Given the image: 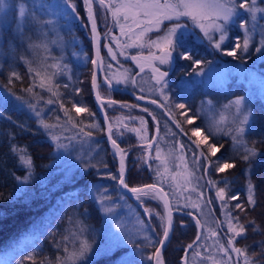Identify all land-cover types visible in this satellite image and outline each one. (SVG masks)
Segmentation results:
<instances>
[{
    "label": "trees",
    "instance_id": "1",
    "mask_svg": "<svg viewBox=\"0 0 264 264\" xmlns=\"http://www.w3.org/2000/svg\"><path fill=\"white\" fill-rule=\"evenodd\" d=\"M63 1L66 4L69 2V0ZM70 2L76 5V12L72 9L61 12L56 4L58 0H12L7 7L10 9L9 15L0 20V36L3 38L0 37V264H21V262L31 264V261L25 259L27 256H34L36 264L46 262V258L55 264L56 257L64 255L65 244L69 248L73 246L71 234L81 227L85 229L82 236L90 243L91 250L87 259L80 264H116L117 262V264H155V261L149 260L148 257L157 247L156 242L161 237L162 229L157 227L153 233L150 226L146 229L142 226L151 236L152 243L143 242L144 239L139 238L138 233L135 235V240L129 243L118 241L111 243L105 214L102 211L103 205L106 206L108 203L103 202L100 205L94 199L99 194L98 191L102 190L100 194L110 201L109 205L116 206V216H120L121 207L128 206L138 216L139 221L146 223L144 225L159 224L158 217L149 220L144 212L145 207L154 208L163 214L160 201L149 197L137 200L135 195L128 197L119 190L118 178L111 179L112 176L118 177V165L110 151V146L105 141L104 128L98 120L90 92L92 57L85 6L83 0H70ZM17 3L25 6V15L19 22L15 21ZM257 7L264 8V0H257ZM95 10L96 7L93 6L94 13ZM240 11L242 17L249 19L247 13ZM255 22L264 24V13H257ZM107 30V27L103 29L97 25L102 77L99 76L96 80L99 85L96 90L99 91L101 98L107 100L103 102L102 109L106 111L104 114L107 113L105 116L108 125L111 124L113 127L112 138L116 139L120 148L124 150L125 182L130 188L152 184L157 182L155 172L149 169L144 161L148 160L153 164V168L155 167L156 162L148 156L151 152L154 157L155 148L148 149L147 141L156 137L155 143H159L161 147L178 141L187 144L189 141L175 127L173 116L179 119L178 115H173L170 109L151 103L153 99L160 102L157 98L148 96L144 89H137L134 83L130 84L131 87L125 88L121 82H116L123 74H128L132 82L134 75L144 74L147 68L141 72L140 67L137 68L134 61L127 57L128 55L121 54L116 55V61L119 60L117 63H111L105 49L101 47L104 44L101 35L104 31L107 34L109 32ZM116 32L113 27V36L117 35ZM262 38H264V27L260 31H253L247 53L249 57L247 62L258 71L264 70V53H257L254 48L260 46ZM187 44H190L189 50L202 49L204 52H214L204 40L202 43L191 40ZM44 45L47 47L45 48ZM35 58L37 62L45 60L47 64L57 63L60 60L61 65L68 66L65 74L56 75L55 82L60 85L59 92L64 108L69 109L71 117L76 114L73 120L78 126L73 127L72 123L67 122L68 117L65 116L59 102L46 103L49 98L55 99L51 93L38 86L34 89V93L39 95L34 96L25 91L33 83L34 76L28 70V61H35ZM188 63L189 61L185 60H174L171 69L182 74L189 68ZM109 65H112L114 70H109ZM32 66L35 67L36 64ZM13 71L18 73L21 79H13L12 83H9ZM53 71L57 70L49 69V72ZM106 78L112 79L113 89H109L104 83ZM170 83L173 84L171 81ZM65 84L68 85L67 88L63 87ZM243 89L244 84L233 76L220 86L195 84L187 90L181 89L180 92H175V97L179 103H185L192 109L199 103L207 105L209 100L218 107L230 98L242 94ZM139 95L144 99H138ZM16 96L22 97L23 101L16 100ZM41 96L43 99H40ZM109 100H114L116 103L109 105ZM77 101L78 106L81 104L87 107L88 112L77 114L72 108V103ZM249 102L257 118L254 130L246 133L245 136L249 146L254 143L258 150V156L250 161L253 166L252 174L249 173L248 168L250 162L235 156L236 167L225 173L212 172L210 176L213 180L227 179L230 182L229 194H236L239 197V201H231L230 206L237 202L244 204L248 208V215L242 222L247 224L248 220H255V226L261 229L259 233H253L252 227H249L246 238L239 240L236 245L251 246L249 255L252 256L254 252L253 258L258 259L262 250L260 242L264 241V95H252ZM29 103L35 104L41 111L40 118L56 126L52 132L60 137L59 143L64 147H57V142L53 141L48 131L38 125L37 121L40 118L36 117L28 107ZM144 108L149 111L144 112ZM113 118L118 119L115 125ZM140 118L146 121L143 125L146 130L145 140L138 138L129 128L133 122L141 123ZM201 122V119L196 120L194 127ZM93 124H98L99 127H90ZM81 128L85 132L90 131L92 135L90 137L83 136L82 133L78 135ZM173 132L176 133L175 137L171 134ZM73 137L76 138L72 139ZM221 143L224 147L217 153V157L222 154L233 156L231 138L219 137L217 146ZM12 144L26 147L33 159V169L27 183H23V178L28 175V169L21 167L18 158L10 151ZM176 146L178 148V143ZM104 169L108 171V175H102ZM197 175L203 173L197 172ZM17 177L20 179L18 180ZM208 178L206 176L200 180V184L204 185ZM249 180L254 186L257 200L254 209L247 206ZM163 187L165 191H169L167 183ZM204 193L206 197H212L214 200L213 204L206 207L201 203V209L205 212L204 217H208L206 220L203 219L201 210L183 207L185 203L183 199L180 200L179 205L172 201L173 209L179 207L181 212L173 211L175 227L170 233L169 241L162 249L165 264H182L184 249L195 240L197 233L203 232L207 235V228L214 227L213 219H224L220 201L215 199V188L205 186ZM187 195L188 193H185V196ZM118 197L123 198V202L120 203L121 199ZM195 197L196 194L192 193L193 200ZM169 200L171 201V194ZM187 212L194 213L202 223L207 221L206 227L198 228L193 217L186 215ZM181 220L186 227H180ZM64 236H68L69 240L64 241L62 239ZM204 243L212 244V240L200 241V244ZM57 245L60 247L57 248ZM198 250L204 251L198 245L188 253L189 264H200L199 258H194L192 255V252ZM20 252L26 254L15 256Z\"/></svg>",
    "mask_w": 264,
    "mask_h": 264
},
{
    "label": "snow or ice",
    "instance_id": "2",
    "mask_svg": "<svg viewBox=\"0 0 264 264\" xmlns=\"http://www.w3.org/2000/svg\"><path fill=\"white\" fill-rule=\"evenodd\" d=\"M98 3L101 7L111 12L114 22L120 27L121 35L126 36L130 41V43H125L123 47H134L142 50L140 54L131 56V59L137 62L141 72L145 70V67L151 69V79L155 81L156 85L160 86L157 90L165 102L170 100V97L164 91L168 87L166 77H168L169 72L161 70L158 65L171 66L177 58L191 61L196 66L202 63L200 59L194 58L190 50L185 46L186 32L189 28L193 30L199 29V32L203 34V38L216 51H220L226 56L237 58L238 53L247 54L249 52L251 35L248 29V20L242 17L240 10L247 13L252 21H256L257 13H264V8L257 7V0H107V2L106 0H98ZM83 4L87 9L88 20L91 22L92 38L96 42L97 57H99L100 43L99 34L97 33L96 14L93 12V0H83ZM6 6V0H0V7ZM68 6L71 7L73 12H76V5L71 3L70 0ZM20 15L22 17L25 15V6L23 4L20 6ZM121 21H124V23ZM233 23L243 29L245 35L242 42L237 38L234 44L225 46L226 41L230 39V25ZM255 28L256 24H253L252 30L254 31ZM150 33L155 34V39L149 36ZM145 37H148V39L145 40ZM113 40L116 41L117 47L121 46L116 37H113ZM106 46L112 58L116 59V54L112 47L110 45ZM44 47L46 48L47 46L44 45ZM144 49H147V55L143 54ZM254 51L264 53V38L260 41V46L254 48ZM28 63V70L34 76L33 83L25 91L34 96L39 95L34 93V89L38 86L40 89L51 93V96L55 97V99L49 98L46 103L59 102L65 112V116L68 117L67 122L72 123L73 127L78 126L69 115V109L64 108L61 93L59 92L60 85L55 82L56 75L58 73L65 74L68 66L61 65L59 62L47 64L45 60H40L39 62L28 61ZM34 63L36 64L35 67L32 66ZM92 63L96 65L98 61L92 60ZM49 69H56L57 71L49 72ZM13 79H21V77L13 71L10 74L9 83H12ZM128 79L129 77L124 75L123 80H117L116 82H127ZM37 80L39 81L38 84ZM106 83L108 88L111 89L112 79L106 78ZM132 83H135L134 79ZM92 85L93 88H99L95 75L93 76ZM63 87L67 88L68 85L65 84ZM96 98L98 101L102 100L99 91L96 93ZM137 98L144 99L143 96ZM15 99L23 101V98L19 96H16ZM40 99H43V97L41 96ZM115 103L116 101L114 100L108 101L109 105ZM151 103L158 104L159 107L166 109L171 107L169 104L160 103L155 99L151 100ZM78 105V101L72 103V108L75 109L77 114L88 112L87 107ZM122 106L128 107V105ZM28 107L34 112L36 117H41V111L37 109L35 104L29 103ZM101 107H103V103H101ZM131 107H138V105H131ZM174 107L180 110L178 115L184 118L183 124L193 125L198 119H201L202 122L191 129V136L188 137L189 142L187 144L178 141L165 149L159 143H155L156 137L147 141L148 149L155 148L154 157H152L151 152L148 153V156L156 162L155 167L153 168V164L149 163L148 160L144 161V163L148 164L149 169L155 172L157 182L152 184L130 188L125 182L124 150L120 148L116 139L112 138L111 124L108 127L109 139L117 152L121 154L119 177L112 176L111 179L118 178L120 185L135 194L137 200H141L142 197H149L152 200L163 202L164 214L154 208H144L149 220L154 217L159 218L158 225H144L143 221H139L143 228L150 226L153 232L156 231L157 227L162 229V238L156 242L159 246L155 248L148 259L154 260L155 264H165L162 258V249L169 241L170 233L173 232L175 227L172 201L179 205L180 200L183 199L185 201L183 207H193L203 212L201 203L205 207L214 203L213 198L206 197L204 193L205 186H209L210 188H215V199L220 201L221 214L224 219H213L214 227L207 228V235L203 232L197 233L195 240L184 249L183 264H189L188 253L198 245L204 251H194L192 255L194 258H199L200 264H264V241L260 242L262 250L258 259L253 258L255 256L254 252L252 256L249 255L251 246H236L239 240L246 238L249 227H252L253 233H259L261 229L255 226V220H248L247 224L242 222L248 215V208L244 204L237 202L230 206L231 201H239V197L236 194H229L230 182L227 179L221 181L213 180L210 176L212 172L225 173L227 170L236 167L235 156L249 162L258 156V150L254 143L249 146L245 138L246 133L254 130L257 118L253 110L246 107L245 97L243 96L236 97L224 106V109L228 112L233 108L235 109V113L230 120L224 111L217 112L210 100L207 101V108L203 110H193L185 103H174ZM143 111L148 112L149 110L144 108ZM201 111H203V117H201ZM140 120L142 125L146 124L143 118H140ZM173 120L175 127L179 129L180 133L188 136L181 121L174 116ZM37 123L41 128L48 131L53 141L57 142V147H64V145L59 143L60 137L52 132V129L56 127L55 125L48 123L43 118L38 119ZM90 127L98 128L99 125L93 124ZM131 131L136 132L137 135L141 133L140 128H134ZM81 133L87 137L92 135L90 131L85 132L83 128L80 129L78 135ZM171 134L173 137L176 136L174 132ZM223 136L231 138L233 156H224L222 154L217 157V153L224 147L222 143L217 146L218 138ZM192 137H197V139L193 140ZM75 138L73 137L72 139ZM140 138L141 140L146 139L144 136H140ZM177 143L178 148L176 146ZM10 151L18 158L20 166L28 169V175L23 178V183H27L33 169V159L28 149L12 144ZM213 157H216V159H212ZM252 167L250 162L248 165L250 174H252ZM197 172H202L203 175H197ZM206 176L209 178L205 181V184H200V180ZM17 179L19 180L20 178L17 177ZM165 183L168 184L169 191H165L163 187ZM220 184L224 186L220 187ZM185 193H188V195L185 196ZM192 193L196 194L195 200L192 198ZM247 193V206L254 209L257 205V200L254 186L250 180L247 185ZM170 194L171 201L169 200ZM175 210L180 211V208L177 207ZM105 211H111V209L106 208ZM186 215L193 217L198 228L206 227L207 221L202 223L194 213L187 212ZM117 227H120V225L118 224ZM180 227H186L183 220L180 221ZM84 231L85 229L81 227L78 231L71 234L73 246L69 248L65 244L63 247L64 255L57 256L55 264H80L81 261L87 259L91 245L86 238H83L82 234ZM62 239L68 241L69 237L64 236ZM209 239L212 240V244H200L201 240L207 241ZM148 243H152V241L148 239ZM59 247L60 245H57V248ZM25 259L31 261V264H36L34 256H27ZM41 264H52V262L46 258V262L42 261Z\"/></svg>",
    "mask_w": 264,
    "mask_h": 264
},
{
    "label": "rangeland",
    "instance_id": "3",
    "mask_svg": "<svg viewBox=\"0 0 264 264\" xmlns=\"http://www.w3.org/2000/svg\"><path fill=\"white\" fill-rule=\"evenodd\" d=\"M9 2H12V0H6L7 6L6 7H0V20L5 18L7 15H9L10 9L7 8L9 5ZM106 2H107V0H106ZM56 4H58L59 9L63 13L66 12L67 10L71 9V7H69L68 4L64 3L63 0H58V3H56ZM20 6H21V3H17V12H16V16H15L16 22H19L22 18V16L20 15ZM93 6L96 7L95 14H96V19H97V25H99L103 29L104 28L106 29V27H107V29H108L107 31H109V32H107V34H105V31H104L103 32L104 35H101V38L103 39V42H104V44L101 45V47L103 46V49H105V52L108 54L107 56L110 58L111 63H114V62L117 63L119 60L116 61L117 58L116 59L112 58V56L108 52V47L106 45H110L117 56H120V54L123 53L121 55H126V56L128 55L127 57H129L131 59V56L140 54L142 50L139 48H134V47L125 48V47H123V45L125 43H130V41L128 40V38L126 36L121 35L120 27L114 22L113 17L111 15V12L108 9L101 7L98 3V0H93ZM248 18H249V19H247L248 20V29H249L250 34H252V32H253V30H252L253 24H256V28L254 31H260L263 29L264 24H259V23L257 24L255 21H252L249 16H248ZM121 22L124 23V21H121ZM113 27H115V29L117 30L116 36H113V33H112ZM237 28H239V27L235 23L230 25V33H229L230 39L228 41H226L225 46H231L232 44L235 43L237 38H239L242 42L243 37L245 35L244 30L241 28H239V29H237ZM149 36L151 38L155 39V34L150 33ZM217 36H218V34H217ZM113 37H116L119 40L120 45H121L120 47H117V43L115 40H113ZM147 39H148V37H145V40H147ZM191 40L197 41L200 43H202V40H204L208 44V47H210V49L212 48L211 45L209 44V42L203 38V34L199 32V29L193 30V29L189 28L187 30V32H186V45H185V46H187V49H189L188 46H190V44H187V42L191 41ZM201 46L203 47V45H201ZM123 48H124V50H123ZM153 51H155V49H153ZM190 52L192 53L194 58L200 59L202 61V63L199 66H196V65H193L191 61H189V63H188L189 68L187 70L183 71L182 74L176 72L177 70L173 71L171 69L172 65L171 66H169V65H158L161 68V70L169 72L168 77H166V80L168 82V87L164 89L165 93L170 97L169 101L165 102L163 100V97L159 94V91L157 89H159L160 86L156 85L155 81L151 79L152 73H151V69L148 67H145V68H147V70L145 72H143L144 74L138 73V74L133 76L134 80H135L134 84L136 85V88L138 87L137 89H144V91L147 93L148 96H154L161 103L169 104L171 107L168 108L167 110L170 109L174 113L173 115H178L180 110L175 109V107H174V103H179L178 99H176V97H175L176 96L175 92H177V91L180 92L181 89L187 90V89H189V87H191L195 84L196 85L212 84L213 86H220L227 79L234 76V78L237 79V81H241L244 84V89H243L242 94L230 98L222 106L215 107V110L217 112L224 111L229 120L232 118V115L235 113L234 108L231 109L230 112H228L227 110L224 109V106L227 105L229 103V101L235 99L236 97L243 96V97H245L246 107L250 108L249 98L252 95H255V94L256 95H264V70L263 71L262 70L261 71L254 70L250 66V63L247 62L249 59L247 54L238 53V57L233 58L231 56H226L222 52L216 51L215 49H214L213 53L212 52H204L202 49H200V50L194 49V50H190ZM125 53H127V54H125ZM143 54L147 55V49L143 50ZM208 56H210V57H208ZM175 60L180 61L182 59L177 58ZM59 62H61V61L59 60ZM134 63L136 64L135 66L138 68L139 65L137 64V62L134 61ZM112 65H111V67L108 68L109 70H112V69L114 70V68H112ZM183 65H185V62H183ZM108 73H110V72H108ZM123 76H124V74L121 75L119 80H123ZM127 76L129 77L128 74H127ZM130 79H131V77H129L127 82H121V85H123V87H125V88L131 87L130 84H132V82ZM170 81L173 82V84H171ZM104 83L107 86V83L105 81H104ZM112 89H113V87H112ZM206 108H207V105H205V103H202V105L199 103L196 106H194L193 110H203ZM201 116H203V111H201ZM125 117H129V116H125ZM177 117H179L180 121H182L181 123H183L184 118L180 117L179 115ZM113 120H115V119L113 118ZM116 122H118V119L115 120L113 122V124ZM183 127L186 130V132L188 133V136H185V137L188 138L189 136H191V129L194 127V125L183 124ZM129 128L130 129L140 128L141 129L140 135H137L136 132H133V131H131V132L134 135H136L138 138H140V136L146 137V130L141 123L138 124V121L133 122ZM192 139L195 140V139H197V137H192ZM170 146L171 145H168V146H165L162 148L167 149ZM111 147H112L111 149L114 151L115 148L113 147L112 144H111ZM153 154L155 156V150L153 151ZM212 159H216V157H213ZM190 166H191V163H190ZM118 172H119V169H118ZM106 174L108 175V171L105 169L102 170V175H106ZM213 174H215V172H213ZM118 176H119V174H118ZM98 192H99V194H97L94 199H96V201L99 202L100 205L103 202L108 203V205H106V206L103 205L102 211L105 214L106 224L108 227L109 240L111 243L116 242V241L121 242V243H129V242L135 240L136 233H138L137 236L139 238L144 239L143 242H147L148 239H151V236L146 233V230H143L141 223H139L138 216H136L135 213L132 212L131 207H128V206H127V208L121 207L120 216H116V214H117V210H115L116 206L112 205V204L109 205L110 201L107 200L104 195L100 194V193H102V190H100ZM118 198L121 199V201H119L120 203L123 202V198H121V197H118ZM106 208L111 209V211L106 212L105 211ZM201 213H202V217L204 220L208 219L207 216H205L206 218L204 217V213H205L204 210ZM118 224L120 225V227H117ZM144 229H146V228H144ZM140 231H142V232L139 233ZM161 236H162V234H161ZM146 238H148V239H146ZM152 242H153V240H152ZM24 254H26V252L17 253V254H15V256L24 255ZM139 254L140 253H138V256H139ZM140 258H141V256H140Z\"/></svg>",
    "mask_w": 264,
    "mask_h": 264
},
{
    "label": "water",
    "instance_id": "4",
    "mask_svg": "<svg viewBox=\"0 0 264 264\" xmlns=\"http://www.w3.org/2000/svg\"><path fill=\"white\" fill-rule=\"evenodd\" d=\"M85 13H86V21H87V25H88V29H89V34H90V42H91V75H90V82H89V86H90V92H91V96L93 99V104H94V109L95 112L99 118V120L101 121L103 128H104V136H105V141L107 143V145H109L111 147V140L109 139V135H108V121L106 119V116L104 114V111L101 107V103L105 102L106 99H103L98 101L96 98V93L97 90L96 88H93L92 85V80H93V76L95 75V78L97 80V78L100 76H102V58H101V54H100V50H99V57H97V48H96V42L93 40L92 38V31H91V22L88 20V13H87V9L85 8ZM92 60H97L98 63L96 65H93ZM111 152L114 154V157L116 159L117 165H118V169H120V160H121V154L117 152V150L115 149L114 151L111 149ZM119 177V176H118ZM117 184L119 187V190L121 192H123L126 196L128 197H132L133 193H131L130 191H128V189H125L122 185H120L119 183V179L117 180ZM147 185V184H145ZM143 186V185H142ZM140 187V186H138ZM161 205H162V210H163V214H164V209H163V202L161 201ZM162 238V236H161ZM160 238V239H161ZM159 245H157L158 247ZM185 253H183L184 256ZM182 261V259H181ZM183 264V261H182Z\"/></svg>",
    "mask_w": 264,
    "mask_h": 264
},
{
    "label": "bare ground",
    "instance_id": "5",
    "mask_svg": "<svg viewBox=\"0 0 264 264\" xmlns=\"http://www.w3.org/2000/svg\"><path fill=\"white\" fill-rule=\"evenodd\" d=\"M106 33V32H105ZM104 35V34H103ZM106 36V35H105ZM1 37V36H0ZM2 38V37H1ZM1 38H0V40H1ZM8 38V37H7ZM3 39V38H2ZM36 60L35 61H37V58H35ZM121 89V88H120ZM127 90V89H126ZM123 91V90H122ZM140 96V95H139ZM81 105V104H80ZM84 105V104H83ZM104 109V108H103ZM104 112H106V111H104ZM105 114H107V113H105ZM72 116V115H71ZM76 116V114L74 115V117ZM74 117H72V118H74ZM95 117V116H94ZM108 118V117H107ZM97 120V119H96ZM98 120H99V118H98ZM109 120V119H108ZM100 121V120H99ZM102 124V123H101ZM113 128V127H112ZM128 198V197H127ZM158 201V200H157ZM156 201V202H157ZM173 206V205H172ZM160 208H161V205H160ZM183 208V207H182ZM175 210V209H174ZM176 211V210H175ZM181 212V211H180ZM144 222V221H143ZM144 224H146V223H144ZM154 233V232H153ZM93 242H94V240H93ZM99 243V242H98ZM90 244V243H89ZM92 244V243H91ZM118 263V262H117ZM116 263V264H117ZM129 264V263H128ZM145 264V263H144ZM147 264V263H146Z\"/></svg>",
    "mask_w": 264,
    "mask_h": 264
},
{
    "label": "flooded vegetation",
    "instance_id": "6",
    "mask_svg": "<svg viewBox=\"0 0 264 264\" xmlns=\"http://www.w3.org/2000/svg\"><path fill=\"white\" fill-rule=\"evenodd\" d=\"M112 148V147H111ZM111 148H110V151H111ZM113 155V154H112Z\"/></svg>",
    "mask_w": 264,
    "mask_h": 264
}]
</instances>
